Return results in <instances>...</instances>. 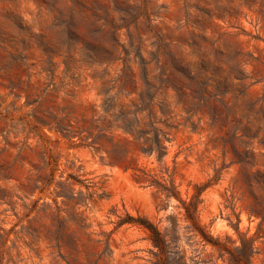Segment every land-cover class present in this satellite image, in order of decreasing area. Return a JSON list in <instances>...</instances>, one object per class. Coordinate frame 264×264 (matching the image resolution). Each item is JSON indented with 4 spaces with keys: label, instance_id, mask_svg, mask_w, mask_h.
Wrapping results in <instances>:
<instances>
[{
    "label": "rangeland",
    "instance_id": "1",
    "mask_svg": "<svg viewBox=\"0 0 264 264\" xmlns=\"http://www.w3.org/2000/svg\"><path fill=\"white\" fill-rule=\"evenodd\" d=\"M127 214L264 264V0H0V264H155Z\"/></svg>",
    "mask_w": 264,
    "mask_h": 264
},
{
    "label": "trees",
    "instance_id": "2",
    "mask_svg": "<svg viewBox=\"0 0 264 264\" xmlns=\"http://www.w3.org/2000/svg\"><path fill=\"white\" fill-rule=\"evenodd\" d=\"M185 211H186V219L190 221L192 224V229L195 231V235L199 233L201 237V242L203 245H213L218 248H223L220 242H215L212 238H209L205 232L201 230V228L196 224L193 219L192 211H191V204H185L183 202ZM123 224H131V225H139L146 230H148L149 235L148 238L154 248L157 249V253H154L158 258L155 264H180L182 260V256L180 255L179 251H173L171 249V243H168L166 240V235L162 233L154 224L148 222L144 218H133L127 214L126 218H120L118 221V226ZM176 246V245H174ZM209 262H205L203 260L195 261V264H208Z\"/></svg>",
    "mask_w": 264,
    "mask_h": 264
}]
</instances>
